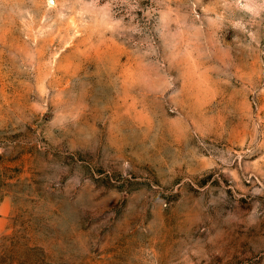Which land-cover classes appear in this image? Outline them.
<instances>
[{"label":"rangeland","instance_id":"obj_1","mask_svg":"<svg viewBox=\"0 0 264 264\" xmlns=\"http://www.w3.org/2000/svg\"><path fill=\"white\" fill-rule=\"evenodd\" d=\"M0 264H264V0H0Z\"/></svg>","mask_w":264,"mask_h":264}]
</instances>
